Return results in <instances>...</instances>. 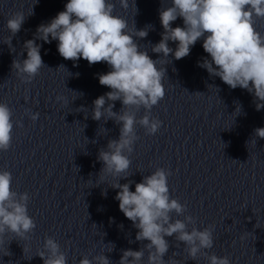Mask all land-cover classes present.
<instances>
[{"label":"clouds","instance_id":"1","mask_svg":"<svg viewBox=\"0 0 264 264\" xmlns=\"http://www.w3.org/2000/svg\"><path fill=\"white\" fill-rule=\"evenodd\" d=\"M119 2L123 9H128L129 0ZM133 3L135 5V0ZM113 11L114 4L109 0H68L63 11L47 24L37 27L34 39L25 41L27 58L12 62V69L22 81L30 83L45 66L40 54L41 45L36 40L44 43L56 40L58 53L65 60L75 62L83 58L90 66L101 62L109 66L110 71L97 76L100 85L111 90L93 101L92 119L99 121L106 114L121 127L119 139L110 140L107 150L101 149L98 153L97 160L103 162L100 173L127 179L131 160L125 153H132L138 139L136 125L142 126L146 134L153 135L162 124L159 119L151 118L150 111L165 96L162 81L166 69L159 67L157 62L166 65L169 54L176 60L188 56L191 47L201 38L210 59L203 58L198 66L206 69L210 76L219 77L232 89L247 90L258 101L256 109L264 108V34L256 30L254 19H264V0H171L170 6L159 10L163 32L160 41L151 47L152 52L162 54L156 60L146 50H141L134 39L146 38L148 29H129L127 20L114 15ZM177 18H182L183 27L171 26ZM25 19L22 12L7 19L6 27L11 36L4 43L10 48L12 36L21 30ZM170 41L176 44L175 49L169 47ZM56 99L66 102L62 96ZM118 100L123 112L113 111L114 102ZM141 107L145 114L137 120L136 112ZM12 115L10 107L0 103V152L9 150L12 143ZM38 116L39 113H34L30 118L35 121ZM254 134L264 138V127L256 128ZM170 175V171L157 168L135 183L134 191L130 190L134 183L131 180L110 185L119 190L114 197L119 201V210L138 229L136 241H148L138 251L123 250L118 264H141L145 250L148 252L147 264H166L163 258L169 250V242L165 237L173 236L176 241L183 242L192 260L202 255L209 264H231L227 256H209L204 251L213 247L214 226L189 230L188 225L195 224L192 216L172 219L173 212L177 216L183 215L186 206L170 198L167 182ZM11 184L12 174L0 170V245L8 234L28 240L36 227L34 219L28 215V193L18 194ZM106 194V190L102 192V195ZM43 247L45 251L38 254L43 264H67L66 255L53 238H46ZM9 254L4 252V255ZM79 264H111V261L100 254L91 260L84 257Z\"/></svg>","mask_w":264,"mask_h":264}]
</instances>
